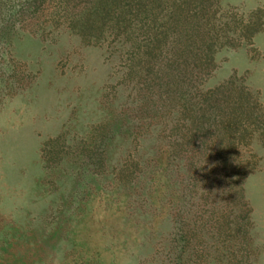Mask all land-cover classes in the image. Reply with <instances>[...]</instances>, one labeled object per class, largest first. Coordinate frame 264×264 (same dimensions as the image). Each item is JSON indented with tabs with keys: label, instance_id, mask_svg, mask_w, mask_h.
I'll return each mask as SVG.
<instances>
[{
	"label": "rangeland",
	"instance_id": "rangeland-1",
	"mask_svg": "<svg viewBox=\"0 0 264 264\" xmlns=\"http://www.w3.org/2000/svg\"><path fill=\"white\" fill-rule=\"evenodd\" d=\"M171 2L0 0V264H264V0L205 5L196 89L217 90L223 125L193 182L168 131H125L131 45ZM152 144L138 190L129 160Z\"/></svg>",
	"mask_w": 264,
	"mask_h": 264
},
{
	"label": "trees",
	"instance_id": "trees-1",
	"mask_svg": "<svg viewBox=\"0 0 264 264\" xmlns=\"http://www.w3.org/2000/svg\"><path fill=\"white\" fill-rule=\"evenodd\" d=\"M206 3L207 0H175L171 5L175 6L176 12L173 11L172 16H167L156 25H153L156 18L147 20L145 16L142 20H147L144 28L149 26L151 31H147L148 35L141 42L132 43L136 62L132 63V70L128 71V74H133L132 80L137 82L132 107L128 109L130 125L125 129L129 130L130 140L133 142L149 136L159 140L164 138V131H168L167 136L172 138L167 142L173 146L172 156L175 160L171 166L172 173L177 172L178 175L181 170L184 172L182 176L192 182L198 171H204L202 158L214 140V130L219 124L223 125V110L216 111L222 105L218 102L217 93L214 95L217 90L196 89L198 80L208 70L211 59L209 50L215 38L209 32L210 26L205 19ZM195 96L198 97L196 103L188 102L189 98ZM175 106L174 115H169ZM167 117L170 119L167 120L169 127L166 128ZM155 125L158 127L151 134L148 130ZM180 125L184 126L182 132L175 134L174 130L177 131ZM171 131L174 135H171ZM149 150L151 153L140 160L144 155L141 150V156L138 154L130 159L129 169H125L129 176L128 182L136 179L135 188L138 190L141 188V177L138 175L143 172L146 174L148 170L152 173L154 169L150 161H154L161 152L154 144ZM181 152H184L183 160L180 159Z\"/></svg>",
	"mask_w": 264,
	"mask_h": 264
}]
</instances>
